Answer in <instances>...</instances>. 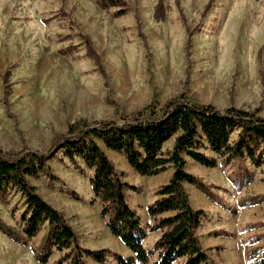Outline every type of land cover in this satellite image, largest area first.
Masks as SVG:
<instances>
[{"label":"rangeland","instance_id":"374dc122","mask_svg":"<svg viewBox=\"0 0 264 264\" xmlns=\"http://www.w3.org/2000/svg\"><path fill=\"white\" fill-rule=\"evenodd\" d=\"M158 1L125 0L126 12L119 14L121 6L104 8L100 0H0V148L47 153L72 122H121L122 115L180 94L264 116V0H163L162 18L155 16ZM100 143L124 181L135 186L127 200L144 224L146 208L173 167L142 176L122 153ZM200 151L217 157L209 148ZM53 153L51 172L29 182L64 213L83 247L129 255L99 213L89 181L93 171L81 159L71 162L59 146ZM186 169L204 186L185 183L193 207L206 211L198 228L203 247L216 264H252L251 251L264 246V162L218 158L211 168L187 157ZM25 209L17 189L0 198V217L12 225H21ZM46 227L28 245L0 231V264H42L34 248ZM153 239L148 233L146 245ZM52 251L47 264L66 252ZM85 261L118 264L114 256Z\"/></svg>","mask_w":264,"mask_h":264},{"label":"trees","instance_id":"16d2710c","mask_svg":"<svg viewBox=\"0 0 264 264\" xmlns=\"http://www.w3.org/2000/svg\"><path fill=\"white\" fill-rule=\"evenodd\" d=\"M179 4L180 0H176ZM104 8L121 6L125 0H100ZM164 1L155 8L157 18L164 17ZM89 53L98 55L87 38ZM237 132V137L232 135ZM174 139L172 148L166 143ZM122 153L133 170L142 176H157L173 167L171 179L161 186L157 199L148 207L153 224L143 226L137 211L127 200V192L135 186L124 181L104 147ZM64 149V156L76 163L81 159L93 171L89 178L100 215L110 232L131 250L124 256L109 248L88 249L80 244L78 234L64 213L50 204L28 180L40 172L50 173L49 158L54 147ZM209 148L217 157H210L201 148ZM187 157L214 168L218 158L226 163L249 158L255 166L264 162V116L256 110L235 106L218 109L180 94L160 105L151 102L142 109L122 115V121L88 123L77 120L65 133L57 134L49 152L4 151L0 148V198L9 189L19 190L26 198L21 225H12L0 217V231L13 242L28 245L46 227L36 258L47 264L52 250L66 251L56 264H86L85 256L105 262L114 256L118 264H216L203 247L198 234L206 211L191 204L185 183L201 182L186 169ZM161 230L152 249L144 246L148 232ZM252 264H264V246L250 253Z\"/></svg>","mask_w":264,"mask_h":264},{"label":"crops","instance_id":"0c3cea01","mask_svg":"<svg viewBox=\"0 0 264 264\" xmlns=\"http://www.w3.org/2000/svg\"><path fill=\"white\" fill-rule=\"evenodd\" d=\"M148 210V208H146V211ZM148 212V211H147ZM137 213L139 214V212L137 211ZM142 221V220H141ZM143 224V223H142ZM150 224H153V221H152V219H151V217H150V215H149V213H148V215H146L145 216V223L143 224V226L147 229V227H148V225H150ZM148 233H150V232H148ZM148 233H147V236L146 237H148ZM153 234H154V239H153V242H151L150 244H149V246H147L146 245V238H145V240H144V246L147 248V249H152L153 248V246H154V243L157 241V239L160 237V235H161V230H158V231H155V232H152ZM97 247L96 246H91V249H96ZM90 249V248H89ZM129 251V255H127V256H130V253H131V250L129 249L128 250ZM132 255V254H131Z\"/></svg>","mask_w":264,"mask_h":264}]
</instances>
